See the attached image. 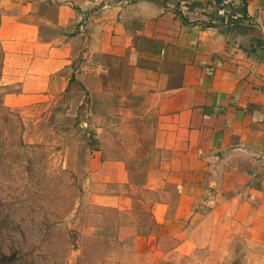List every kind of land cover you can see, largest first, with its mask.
Masks as SVG:
<instances>
[{"label": "crops", "instance_id": "crops-1", "mask_svg": "<svg viewBox=\"0 0 264 264\" xmlns=\"http://www.w3.org/2000/svg\"><path fill=\"white\" fill-rule=\"evenodd\" d=\"M4 2L19 96L77 80L106 104L91 179L134 264H220L242 234L264 254V0H152L149 20L138 0Z\"/></svg>", "mask_w": 264, "mask_h": 264}, {"label": "rangeland", "instance_id": "rangeland-1", "mask_svg": "<svg viewBox=\"0 0 264 264\" xmlns=\"http://www.w3.org/2000/svg\"><path fill=\"white\" fill-rule=\"evenodd\" d=\"M14 62L8 47L0 69V264H134L131 246L116 239L127 216L96 204L107 189L91 179L100 145L95 111L106 104L96 105L77 80L64 92L19 96ZM78 69L72 63L68 77ZM262 250L237 235L220 264H264ZM204 258L200 252L188 264H210Z\"/></svg>", "mask_w": 264, "mask_h": 264}, {"label": "clouds", "instance_id": "clouds-1", "mask_svg": "<svg viewBox=\"0 0 264 264\" xmlns=\"http://www.w3.org/2000/svg\"><path fill=\"white\" fill-rule=\"evenodd\" d=\"M160 9L152 0H138L134 8V15L138 18L149 20L159 15Z\"/></svg>", "mask_w": 264, "mask_h": 264}, {"label": "built area", "instance_id": "built-area-1", "mask_svg": "<svg viewBox=\"0 0 264 264\" xmlns=\"http://www.w3.org/2000/svg\"><path fill=\"white\" fill-rule=\"evenodd\" d=\"M219 1L220 2L218 3L217 7L213 4L216 7L218 14H223L224 12L229 11V8L237 2V0H219Z\"/></svg>", "mask_w": 264, "mask_h": 264}, {"label": "trees", "instance_id": "trees-1", "mask_svg": "<svg viewBox=\"0 0 264 264\" xmlns=\"http://www.w3.org/2000/svg\"><path fill=\"white\" fill-rule=\"evenodd\" d=\"M220 1L219 0H209V3L211 4H214L216 7L218 6V3ZM231 9L233 8H229V11H231ZM217 11V10H216ZM218 12H216V15H217ZM215 16V15H214ZM216 17V16H215ZM223 22V21H221ZM3 57H4V52H3V49H2V46H1V43H0V69L2 68V63H3ZM0 108H3L1 102H0Z\"/></svg>", "mask_w": 264, "mask_h": 264}]
</instances>
